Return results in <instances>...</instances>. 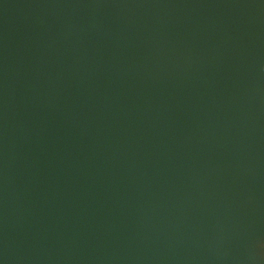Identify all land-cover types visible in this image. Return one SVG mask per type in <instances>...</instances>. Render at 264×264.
<instances>
[{"label":"water","instance_id":"95a60500","mask_svg":"<svg viewBox=\"0 0 264 264\" xmlns=\"http://www.w3.org/2000/svg\"><path fill=\"white\" fill-rule=\"evenodd\" d=\"M0 264H264V0H0Z\"/></svg>","mask_w":264,"mask_h":264}]
</instances>
